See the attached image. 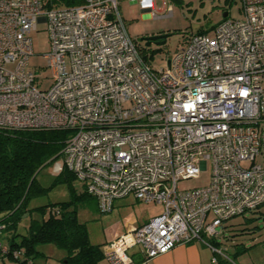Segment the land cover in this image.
Here are the masks:
<instances>
[{
    "label": "built area",
    "instance_id": "1",
    "mask_svg": "<svg viewBox=\"0 0 264 264\" xmlns=\"http://www.w3.org/2000/svg\"><path fill=\"white\" fill-rule=\"evenodd\" d=\"M136 1L157 16L156 0ZM239 1L241 20L191 34L156 69L120 0H0V129L70 130L56 170H71L103 212L129 196L163 207L103 246L111 264H134V246L150 259L197 240L221 264L227 248L215 243L226 223L264 205V0ZM41 22L51 43L46 90L29 67V34ZM209 167L208 185L179 188Z\"/></svg>",
    "mask_w": 264,
    "mask_h": 264
},
{
    "label": "rangeland",
    "instance_id": "2",
    "mask_svg": "<svg viewBox=\"0 0 264 264\" xmlns=\"http://www.w3.org/2000/svg\"><path fill=\"white\" fill-rule=\"evenodd\" d=\"M165 1V4H164ZM157 16L151 12H144L136 0H120L119 7L126 23L128 33L134 41L143 48V56L150 61L154 68H166L167 60L186 43L191 34L198 33L201 28L209 31L224 19V12H228V18L241 20V3L239 0H156ZM170 33L167 42L163 45L154 44L146 46L142 38L145 36L159 35L158 33ZM212 35L213 32H210ZM29 36L32 40L33 54L29 58V67L38 73V81L41 89H49L52 85V68L49 65L47 55L51 51L50 36L46 23H39L36 30ZM70 132L69 136H71ZM63 160L44 166L38 173L39 182L50 187L59 173L56 170ZM210 167L203 170L198 177L182 180L178 186L181 189H193L208 185L210 182ZM71 184V185H70ZM72 188L79 194L84 191V186L77 179L71 183L60 182L52 186L48 194L32 201L33 206L49 202H62L74 198ZM78 217L85 223L90 233V239L94 244H107L117 238V234L124 233V228L130 223L137 224L149 220L154 215L162 212L163 207L155 203H144L133 196L120 198L115 201L110 212H103L99 208L98 199L86 195L77 204ZM260 211L264 212V205ZM38 217L34 214L33 218ZM30 223V216L25 214L17 229L7 228L0 236V245H9L10 238L15 232L25 234ZM19 239V237H18ZM216 246L227 248L225 253L229 260L218 258L221 264H264V217L259 212H248L236 217L228 223L224 234L217 238ZM209 252L210 264L214 253L210 247L205 246ZM140 246L129 249V253ZM37 250L43 254L37 256V264H67L66 251L54 243H41ZM237 252H239L237 254ZM108 262V261H107ZM0 264H20L10 256L0 258Z\"/></svg>",
    "mask_w": 264,
    "mask_h": 264
},
{
    "label": "trees",
    "instance_id": "3",
    "mask_svg": "<svg viewBox=\"0 0 264 264\" xmlns=\"http://www.w3.org/2000/svg\"><path fill=\"white\" fill-rule=\"evenodd\" d=\"M84 1L53 0V4L75 6ZM208 31L201 28L198 33ZM70 132L58 128L0 129V222L5 229H17L23 216H30L26 233L15 232L5 246L6 253L0 245V258L10 256L20 264H37L35 258L43 254L37 246L54 243L66 251L67 264H99L105 259L103 246L92 243L87 225L78 217L77 204L89 195L85 189L78 194L72 188L75 195L68 201L32 205L33 200L48 194L55 184L76 179L65 165L50 187L43 186L37 178L44 166L63 159ZM255 212L264 217L260 209ZM34 214L38 217L33 218ZM14 251L20 255L14 257Z\"/></svg>",
    "mask_w": 264,
    "mask_h": 264
},
{
    "label": "crops",
    "instance_id": "4",
    "mask_svg": "<svg viewBox=\"0 0 264 264\" xmlns=\"http://www.w3.org/2000/svg\"><path fill=\"white\" fill-rule=\"evenodd\" d=\"M141 223L142 222H138L137 224L130 223L123 231L125 232L132 227L142 225ZM122 233H118L117 235L120 236ZM105 244L101 245L104 246ZM205 246V244L198 240L187 244H178L169 252L150 259L145 258L141 247L140 249L132 250L131 253H129L128 249L127 254L132 258L134 264H209V252ZM99 264L111 263L103 259Z\"/></svg>",
    "mask_w": 264,
    "mask_h": 264
},
{
    "label": "water",
    "instance_id": "5",
    "mask_svg": "<svg viewBox=\"0 0 264 264\" xmlns=\"http://www.w3.org/2000/svg\"><path fill=\"white\" fill-rule=\"evenodd\" d=\"M228 16V12H224L223 17L226 18ZM171 34L165 33V34H159V35H151L142 38V40L146 41V46H150L151 41H156L157 45H163L167 42L168 37ZM161 39V41H159Z\"/></svg>",
    "mask_w": 264,
    "mask_h": 264
},
{
    "label": "flooded vegetation",
    "instance_id": "6",
    "mask_svg": "<svg viewBox=\"0 0 264 264\" xmlns=\"http://www.w3.org/2000/svg\"><path fill=\"white\" fill-rule=\"evenodd\" d=\"M158 34H165V32L158 33ZM169 34H170V33H169ZM152 35H154V34H152ZM148 36H149V35H148ZM145 37H147V36H145ZM159 41H161V39H160ZM144 42L146 43V41H144ZM154 44H156V41H151L150 46H152V45H154Z\"/></svg>",
    "mask_w": 264,
    "mask_h": 264
}]
</instances>
